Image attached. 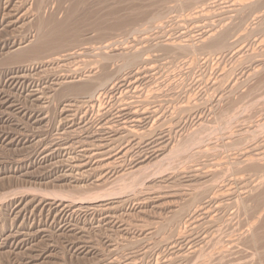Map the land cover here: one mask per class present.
Returning a JSON list of instances; mask_svg holds the SVG:
<instances>
[{
  "label": "rangeland",
  "instance_id": "1",
  "mask_svg": "<svg viewBox=\"0 0 264 264\" xmlns=\"http://www.w3.org/2000/svg\"><path fill=\"white\" fill-rule=\"evenodd\" d=\"M63 1L0 0V264H264V0Z\"/></svg>",
  "mask_w": 264,
  "mask_h": 264
},
{
  "label": "bare ground",
  "instance_id": "2",
  "mask_svg": "<svg viewBox=\"0 0 264 264\" xmlns=\"http://www.w3.org/2000/svg\"><path fill=\"white\" fill-rule=\"evenodd\" d=\"M43 1H44V0H43ZM49 1H50V0H49ZM62 1H63V0H62ZM81 1H82V0H81ZM63 2H64V1H63ZM91 2H92V1H91ZM186 2H187V1H186ZM237 2H238V1H237ZM251 2H252V1H251ZM40 3H41V1H40ZM82 3H83V2H82ZM129 3H130V2H129ZM36 4H38V2H36ZM80 4H81V3H80ZM133 4H134V3H133ZM81 5H82V4H81ZM181 5H182V4H181ZM223 5H225V4H223ZM238 5H239V4H238ZM35 6H36V5H35ZM37 6H38V5H37ZM39 6H41V5H39ZM42 6H43V5H42ZM42 6H41V7H42ZM53 6H54V5H53ZM58 6H59V3H58ZM86 6H87V5H86ZM62 7H63V6H62ZM78 7H79V6H78ZM82 7H83V6H82ZM84 7H85V6H84ZM199 7H200V6H199ZM60 8H61V7H60ZM248 8H249V7H248ZM38 9H40V7H39ZM38 9H36V10L38 11ZM57 9H58V7H57ZM70 9H71V8H70ZM76 9H77V8H76ZM87 9H88V8H87ZM259 9H260V8H259ZM36 10H34V12H36ZM74 10H75V9H74ZM74 10H72V11H74ZM89 10H91V9H89ZM141 10H142V9H141ZM143 10H144V9H143ZM257 10H258V9H257ZM39 11H40V10H39ZM39 11H38L37 13H40V15H41V12H39ZM41 11H43V10L41 9ZM47 11H48V10H47ZM57 11H58V10H57ZM60 11H61V9H60ZM60 11H59V12H60ZM72 11H71V12H72ZM91 11H92V10H91ZM45 12H46V11H45ZM67 12H68V11H67ZM78 12H79V11H78ZM83 12H84V11H83ZM87 12H88V10H87ZM259 12H260V11H259ZM60 13H61V12H60ZM115 13H116V11H115ZM162 13H163V12H162ZM25 14H26V13H25ZM34 14H35V13H34ZM72 14H73V13H72ZM72 14H71V15H72ZM78 14H79V13H78ZM36 15H37V14H36ZM69 15H70V14H69ZM79 15H80V14H79ZM79 15H78V16H79ZM93 15H94V13H93ZM254 15H255V14H254ZM42 16H43V12H42V15H41L40 17H42ZM75 16H76V14H75ZM75 16H74V17H75ZM78 16H77V17H78ZM86 16H87V15H86ZM96 16H97V15H96ZM37 17H38V16H37ZM44 17H45V16H44ZM44 17L42 18V22H44L43 20H45ZM65 17H66V15H65ZM72 17H73V15H72ZM72 17H70V18H72ZM74 17H73V18H74ZM84 17H85V16H84ZM87 17H88V16H87ZM93 17H94V16H93ZM158 17H159V16H158ZM129 18H130V17H128L127 21L129 20ZM48 19H50V18H48ZM80 19H81V18H80ZM35 20H36V19H35ZM53 20H54V19H53ZM55 20H56V19H55ZM57 20H58V19H57ZM64 20H66V19H64ZM87 20H88V19H87ZM133 20H134V19H133ZM47 21H48V20H47ZM73 21L75 22V20H73ZM130 21H131V18H130ZM45 22H46V21H45ZM49 22H51V21H49ZM56 22H57V21H56ZM59 22H60V21H58L57 23H59ZM61 22H62V21H61ZM61 22L59 23V25L56 24V26H55L54 29H56V30L59 29V27H57V25L60 26V27H61V25H65V24H61ZM63 22H64V21H63ZM65 22H66V21H65ZM77 22H78V21H77ZM82 22H84V21H82ZM85 22H86V21H85ZM120 22H121V21H120ZM123 22H125V21H123ZM254 22H255V21H254ZM68 23H69V22H67L66 26H68ZM70 23H71V22H70ZM36 24H37V23H36ZM60 24H61V25H60ZM76 24H77V23H76ZM86 24H88V23L86 22ZM92 24H93V22H92ZM95 24H96V22H95ZM100 24H101V23H100ZM100 24H98V25H100ZM37 25H38V24H37ZM121 25H122V24H121ZM34 26H35V25H33L32 28H34ZM73 26H74V25H73ZM90 26H91V23H90ZM100 26H101V25H100ZM104 26H105V25H104ZM37 27H38V26H37ZM79 27H80V26H79ZM82 27H83V26H82ZM84 27H85V25H84ZM84 27H83V28H84ZM88 27H89V26H88ZM95 27H97V26H95ZM95 27H94V28H95ZM39 28H40V26H39ZM43 28H44V25H43V27L39 30L40 33L36 31L37 33H39V34H38V37H39V35L41 36V41H40V44H39L37 47H35L34 50H33L35 53H36L37 51H39V53H40L41 55H42V53H44V52H40V50L47 48V46H48L49 48H50V46H53V43H54L55 40H54L52 37L55 38V36L53 35V33H56L55 30H54V32H53L52 34H50L48 31H47L48 33H47V32H44V33H43V31H42ZM62 28H63V26H62ZM73 28H74V27H73ZM34 29H38V28H34ZM60 29H61V28H60ZM60 29H59V30H60ZM69 29H70V28H69ZM71 29H72V28H71ZM74 29L76 30V28H74ZM74 29H72V30H74ZM86 29H87V28H86ZM91 29H92V28H91ZM46 30H47V29H45V31H46ZM51 30L53 31V29H51ZM59 30H57V31H59ZM61 30H63V29H61ZM65 30H66V28H65ZM67 30H68V29H67ZM67 30H66V31H67ZM75 30H74V31H75ZM80 30H81V29H80ZM84 30H85V29H84ZM96 30H97V29H96ZM63 31H64V30H63ZM63 31H62V34H66V35H67V33H65V32H63ZM68 31H69V30H68ZM68 31H67V32H68ZM86 31H87V30H86ZM88 31H89V30H88ZM71 32H72L73 34H75L73 31H71ZM81 32H82V31H81ZM69 33H70V32H69ZM90 33H91V31H90ZM92 33H93V32H92ZM94 33H95V32H94ZM133 33H134V32H133ZM56 34H57V33H56ZM56 34H55V35H56ZM58 34H59V33H58ZM66 35H65L64 38H66V37L68 38V36H66ZM71 35H72V34H71ZM71 35H70V36H71ZM78 35H79V34H78ZM81 35H82V34H81ZM81 35H79V37H80ZM211 35H212V34H211ZM224 35H225V34H224ZM60 36H61V32H60L59 38L63 41V40H64L63 35H62V37H60ZM73 36H74V35H73ZM73 36H72V37H73ZM96 36H97V35H96ZM101 36H102V35H101ZM212 36H213V35H212ZM212 36H211V37H212ZM76 37H77V36H76ZM57 38H58V36H56L55 39H57ZM59 38L57 39L58 41H60ZM62 38H63V39H62ZM70 38H71V37H70ZM73 38H74V37H73ZM73 38H72V39H73ZM77 38H78V37H77ZM77 38H76V40H77ZM85 38H86V37H85ZM222 38H223V36H222ZM80 39H81V38H80ZM80 39H79V40H80ZM57 40H56L55 43H57ZM67 40H68V39H67ZM74 40H75V39H74ZM74 40H72V41H74ZM215 40H217V39H215ZM218 40H219V38H218ZM218 40H217V41H218ZM224 40H225V39H224ZM224 40H223V41H224ZM38 41H39V38H38ZM69 41H70V40H69ZM80 41H81V40H80ZM225 41H226V40H225ZM36 42H37V41H36ZM36 42H35V43H36ZM66 42H67V41H66ZM76 42H77V41H76ZM219 42H220V41H219ZM32 44H33V43H32ZM36 44H37V43H36ZM36 44H35V46H36ZM64 44H65V43H64ZM66 44H67V43H66ZM73 44H76V43H73ZM73 44H72V45H73ZM78 44H79V43H78ZM213 44L215 45L214 42H213ZM221 44H223V43H221ZM33 45H34V44H33ZM59 45H60V44H59ZM69 45H71V43H69L68 46H69ZM214 45H213V46H214ZM217 45H220V44L217 43ZM223 45H224V44H223ZM54 46H55V45H54ZM60 46H61V48H62V44H61ZM94 46H95V45H94ZM107 46H108V44H107ZM107 46H106V47H107ZM110 46H112V45L110 44ZM33 47H34V46H33ZM55 47H56V46H55ZM104 47H105V46H104ZM104 47H103V48H104ZM126 47H127V46H126ZM219 47L222 48L223 46L221 47V45H220ZM49 48H48V49H49ZM103 48H102V49H103ZM217 48H218V47H217ZM63 49L65 50V48H63ZM94 49H95V48H94ZM99 49H100V48H99ZM53 50H54V49H53ZM64 50L62 51V49H61L60 52H61V51L64 52ZM107 50H108V49H107ZM21 51H22V50H21ZM33 51H32V52H33ZM45 51L48 52L49 50H45ZM99 51H100V50H99ZM14 52H16V51H14ZM19 52H20V51H19ZM24 52H25V51H24ZM30 52H31V51H30ZM47 52H46V53H47ZM16 53H18V52H16ZM16 53H15V54H16ZM20 53H22V52H20ZM37 53H38V52H37ZM37 53H36V54H37ZM57 53H59V50H58ZM104 53L106 54V52H104ZM13 54H14V53H13ZM22 54H24V53H22ZM22 54H21V55H22ZM36 54H35V55H36ZM40 54H39V56H40ZM123 54H124V53H123ZM16 55H17V54H16ZM21 55H20V57H23V56H21ZM26 55H27V54H26ZM32 55H33V54H32ZM46 55H47V54H46ZM50 55H51V54H50ZM124 55H125V54H124ZM13 56H14V55H13ZM33 56H34V55H33ZM33 56H31V57H33ZM101 56H102V54H101ZM101 56H100V58H101ZM106 56H107V55H106ZM108 56H109V55H108ZM14 57H15V56H14ZM14 57H13V58H14ZM16 57H17V56H16ZM18 57H19V55H18ZM29 57H30V56H29ZM31 57H30V58H31ZM36 57H38V56L36 55ZM42 57H43V55H42ZM42 57H41V58H42ZM102 57H103V56H102ZM109 57H110V56H109ZM130 57H131V56H130ZM11 58H12V57H11ZM24 58H25V56H24ZM39 58H40V57H39ZM131 58H132V57H131ZM133 58H134V57H133ZM37 59H38V58H37ZM105 59H106V58H105ZM110 59H111V58H110ZM112 59H113V58H112ZM116 59H117V58H116ZM102 60H104V59H102ZM106 60H107V59H106ZM131 60H132V59H131ZM8 61H9V59H8ZM14 61H15V58H14ZM16 61H17V59H16ZM20 61H21V60H20ZM22 61H23V60H22ZM113 61H114V60H113ZM121 61H122V60H121ZM134 61H135V58H134ZM134 61H132V62H134ZM105 62H106V61H104V64H105ZM129 62H130V61H128V64H129ZM106 63H108V62H106ZM100 64H101V63H100ZM121 64H122V63H121ZM105 65H106V64H105ZM105 65H104V66H105ZM108 65H109V64H108ZM101 67H103V66L101 65ZM140 69H141V68H140ZM100 70H101V69H100ZM112 70H113V69H112ZM122 71H123V70H122ZM109 72H110V71H109ZM105 73H107V72H105ZM99 74H100V73H99ZM99 74H98V75H99ZM99 76H100V75H99ZM105 76H106V75H105ZM92 77H93V76H92ZM92 77H91V78H92ZM94 77H95V76H94ZM96 77H97V75H96ZM100 77H101V76H100ZM103 77H104V76H103ZM19 78H21V77H19ZM98 78H99V77H98ZM104 78H105V77H104ZM106 78H107V77H106ZM110 78H111V76H110ZM110 78H109V79H110ZM136 78H137V77H136ZM92 79H93V78H92ZM86 80H87V78H86ZM86 80H85V83L87 84V82H89L91 79H90V80L88 79L87 82H86ZM97 80H98V79H97ZM101 80H102V79H101ZM101 80H100V81H101ZM105 80H106V79H105ZM91 81H92V80H91ZM103 81H104V80H103ZM98 82H99V81H98ZM98 82H96V84L93 85V86H95V88H96ZM107 82H108V79H107ZM109 82H110V81H109ZM85 83H84V87H85V85H86ZM92 83H93V81H92ZM94 83H95V81H94ZM102 83H103V82H102ZM104 83H105V82H104ZM81 84H82V83H81ZM100 84H101V83H100ZM105 84H106V83H105ZM78 85H79V84H78ZM101 85H102V84H101ZM106 85H107V84H106ZM68 86H69V85H68ZM71 86H72V84H71ZM73 86H74V84H73ZM80 86H81V85H80ZM80 86H79V87H80ZM82 86H83V85H82ZM77 87H78V86H77ZM77 87H76V90L78 89ZM105 87H106V86H105ZM71 88H72V87H71ZM74 88H75V87H74ZM74 88H73V89H74ZM87 88H88V87H87ZM97 88H98V87H97ZM99 88H100V86H99ZM99 88H98V89H99ZM68 89H69V88H68ZM68 89H67V90H68ZM81 89L83 90V88H81ZM81 89H80V90H81ZM84 89H85V88H84ZM93 89H94V87H93ZM78 90H79V89H78ZM90 90L92 91V89H90ZM69 92H70V91H69ZM71 92H73V91H71ZM81 92L83 93V91H81ZM86 92H87V91H86ZM110 92H111V91H110ZM73 93H74V92H73ZM79 93H80V91H79ZM70 94H71V93H70ZM91 96H92V94H91ZM0 102H1V101H0ZM97 102H98V101H97ZM99 104H100V102H99ZM104 105H105V104H104ZM91 108H92V107H91ZM113 111H114V110H113ZM133 116H134V115H133ZM134 117H135V116H134ZM130 118L133 119V117H130ZM133 121H134V120H133ZM137 121H138V120H137ZM135 123H136V122H135ZM108 124H109V123H108ZM119 124H120V123H119ZM228 125H229V124H228ZM119 126H120V125H119ZM134 126H135V125H134ZM225 126H226V125H225ZM124 128H125V127H124ZM223 128H224V127H223ZM227 128H228V127H227ZM262 128H263V126H262ZM131 129H132V128H131ZM225 129H226V128H225ZM259 129H260V128H259ZM111 130H112V129H111ZM105 131H106V130H105ZM131 131L133 132V130H131ZM219 131H220V130H219ZM102 132H103V131H102ZM212 134H213V133H212ZM135 135H136V133H135ZM190 135H191V134H190ZM201 135H202V134H201ZM101 136H102V135H101ZM203 137H204V135H203ZM99 139H100V138H99ZM199 139H200V137H199ZM200 140H201V139H200ZM103 141H104V140H103ZM184 142H185V141H184ZM197 142H198V140H197ZM102 143H103V142H102ZM186 143H187V142H186ZM234 144H235V143H234ZM187 146H188V145H187ZM180 147H181V146H180ZM188 147H189V146H188ZM178 149H180V148H178ZM184 150H185V149H184ZM173 151H174V150H173ZM189 151H190V150H189ZM93 152H94V151H93ZM178 153H179V151H178ZM184 153H185V152H184ZM172 154H173V153H172ZM179 154H180V153H179ZM176 155H177V154H176ZM173 158H174V157H173ZM167 159H168V158H167ZM250 159H251V158H250ZM251 160H252V159H251ZM173 161H174V160H173ZM249 161H250V160H249ZM251 162H252V161H251ZM228 163H229V162H228ZM234 163H235V162H234ZM168 164H169V162H168ZM241 164H242V163H241ZM252 166H253V165H252ZM254 166H255V165H254ZM238 167H239V166H238ZM232 169H233V168H232ZM226 172H227V171H226ZM233 173H234V172H233ZM137 174H138V173H137ZM234 174H235V173H234ZM236 174H237V173H236ZM119 177H120V176H119ZM123 177H124V176H123ZM119 179H120V178H119ZM119 183H120V182H119ZM119 183H118V184H119ZM122 185H123V184H122ZM114 186H115V185H114ZM127 186H128V185H127ZM119 187H120V186H119ZM123 187H126V185L123 186ZM136 187H137V186H136ZM136 187H135V188H136ZM138 188H139V186H138ZM117 189H118V188H117ZM119 189H120V188H119ZM122 189H123V188H122ZM260 199H261V198H260ZM237 204L239 205V203H237ZM242 206H243V205H242ZM245 206H246V205H245ZM245 206H244V207H245ZM259 206H260V205H259ZM240 207H241V205H240ZM198 209H199V208H198ZM239 209H240V208H239ZM248 209H249V208H248ZM245 211H246V210H245ZM175 219H176V218H175ZM250 226H251V225H250ZM253 231H254V230H253ZM224 234H225V233H224ZM251 238H252V237H251ZM256 239H257V238H256ZM258 239H259V237H258ZM260 239H262V238H260ZM219 240H220V239H219ZM252 240H253V239H252ZM223 241H224V240H223ZM255 241H256V240H255ZM217 242H218V241H217ZM245 242H246V241H245ZM258 242H259V244H260V240H259ZM258 242H256V244H258ZM254 243H255V242H254ZM254 243H253V244H254ZM219 244H220V243H219ZM222 247H223V246H222ZM249 248H250V247H249ZM227 249H228V248H227ZM263 252H264V251H263ZM202 257H203V256H202Z\"/></svg>",
  "mask_w": 264,
  "mask_h": 264
}]
</instances>
